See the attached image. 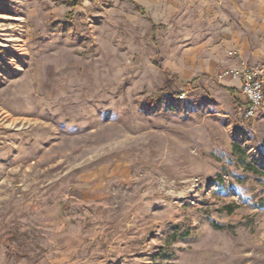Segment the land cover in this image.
<instances>
[{"label":"rangeland","instance_id":"1","mask_svg":"<svg viewBox=\"0 0 264 264\" xmlns=\"http://www.w3.org/2000/svg\"><path fill=\"white\" fill-rule=\"evenodd\" d=\"M230 51L264 65V0H0V264H264Z\"/></svg>","mask_w":264,"mask_h":264},{"label":"built area","instance_id":"2","mask_svg":"<svg viewBox=\"0 0 264 264\" xmlns=\"http://www.w3.org/2000/svg\"><path fill=\"white\" fill-rule=\"evenodd\" d=\"M228 56L237 59L236 66L222 70L216 79L219 82L229 80L238 83L237 90L246 103L243 118L251 119L264 109V65H249L236 51L228 52Z\"/></svg>","mask_w":264,"mask_h":264},{"label":"trees","instance_id":"3","mask_svg":"<svg viewBox=\"0 0 264 264\" xmlns=\"http://www.w3.org/2000/svg\"><path fill=\"white\" fill-rule=\"evenodd\" d=\"M134 5V9L136 12L138 13H141L143 14L144 12V9L141 8L139 5L133 3ZM151 30L152 32H155L156 30V27L152 25L151 27ZM177 79V77H174ZM173 80H170L169 78L166 80L165 82V87L160 90L159 92L164 94L165 93V97L163 98V95H162V98L161 97H158L156 99L155 102H150L148 101V105L149 107H160L162 106L163 107V114L164 116H167L169 114H174L176 113V106H181L183 103L177 101V98L180 96L179 93H173L171 95H166L167 93H169L171 91V82ZM220 88L225 90L226 92H228L230 95H235L237 94V89L235 88H229V87H225V86H222L220 85ZM160 98V99H159ZM186 107L189 109V110H194L195 108V104L194 102L191 104V103H188L186 102ZM244 121L246 119H243ZM260 149H261V152L264 156V139L262 141V144L258 146ZM231 156H232V160L234 162H236V164H240L242 166H245L244 167V170L247 171V172H251V173H254L256 175H259V172L257 169L251 167L249 164L246 163V151L245 149H242L238 143H233L232 144V148H231ZM214 228L218 229V230H223V229H226L225 227H222V226H219V225H216V224H213L212 225Z\"/></svg>","mask_w":264,"mask_h":264},{"label":"crops","instance_id":"4","mask_svg":"<svg viewBox=\"0 0 264 264\" xmlns=\"http://www.w3.org/2000/svg\"><path fill=\"white\" fill-rule=\"evenodd\" d=\"M232 86L237 88L238 87V83L237 82H231Z\"/></svg>","mask_w":264,"mask_h":264}]
</instances>
